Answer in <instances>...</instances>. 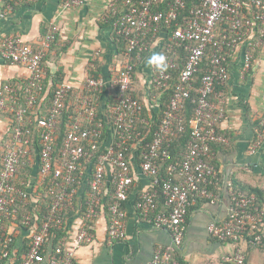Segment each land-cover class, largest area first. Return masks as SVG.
<instances>
[{"label":"built area","instance_id":"2783aa9c","mask_svg":"<svg viewBox=\"0 0 264 264\" xmlns=\"http://www.w3.org/2000/svg\"><path fill=\"white\" fill-rule=\"evenodd\" d=\"M11 1L18 3L31 0ZM188 1L190 0H170L163 12L152 11L160 0H140L137 4L134 0H119L123 11L119 13L116 8L112 11L115 16L112 29L125 45L124 61L112 81L117 95L111 114V125L117 141L98 158L85 203V217L95 219L101 215L103 177L109 166L113 171L114 193L112 203L108 207L107 234L113 243L125 239L124 213L121 207L133 184V174L124 158V152L127 151L128 140L136 129L135 120L142 110L140 103L130 94L132 76L138 61L141 60L135 52L147 49L148 35L154 39L163 28H173L171 43L165 47V53L162 55L166 66L163 70L157 68L152 82L159 89H168L171 85V74L167 70H178V81L161 122L153 134V140L147 151L142 153L140 170L152 181L150 189L143 192L136 203V209L143 219L149 221L155 229L170 232L173 244L157 249L146 264H179L172 256L173 252L183 245L189 207L197 199H213L209 187L216 178V169L213 165L211 145L226 143L216 131V123L223 117L224 108L214 103L213 99L217 97L214 89L225 85L229 78L228 56L239 45H243V71L247 72L251 67L254 52L263 45L264 39V0H247L259 9L254 14L249 9L250 5L246 4L247 13H242L241 0H197L199 5L192 8L190 16L179 20V14ZM80 4L81 0H63L62 8L68 9ZM7 7L11 8L9 5ZM56 34L57 28L51 27L37 48L24 43L18 36H6L0 43V56L3 60L25 67L29 73L25 86L17 89L5 85L0 93V116L8 113L12 117V127L5 142L0 170V262L9 259V247L13 242L4 232V224L15 218L18 205H26L28 193L21 185H17L15 180L19 168L24 164L22 158L30 153L26 137L29 130L23 129V126L26 112L34 107L43 92L44 71L41 63ZM173 44L183 47L186 53L181 69H178V64L182 58L171 50ZM207 51H210L209 63L202 72L194 100L195 110L190 122L187 152L178 167L170 165L167 177L159 178L158 161L170 158V143L176 133L184 129L180 114L184 110L185 100L190 98L193 77L201 68ZM104 86L105 81L101 78L88 77L85 80L83 90L92 96L84 95L77 101L76 114L64 140L59 160L53 157V142L57 121L67 94L73 91L72 85L62 84L53 95L48 118L36 120L41 129L40 176L43 180L52 176L47 188L52 202L46 220L31 236L29 249L22 264H78L75 251L93 240V226H87L77 230L72 244L60 243L54 246L50 229L61 223L67 208L66 202L72 197L69 189L74 183H79L76 175L79 164L89 158L86 148L92 145V149H95V142L102 136V124L94 123L97 105L93 95ZM27 122L31 123L30 120ZM84 123L91 127H83ZM260 141L261 139L257 138L251 148V154L259 148ZM226 188L231 200L227 218L221 223H210L207 232L216 241L235 245L228 260L234 264H246L244 252L239 244L245 242L258 246L262 243L263 212L253 206L255 196L236 192L230 181L226 182ZM158 195L162 197L165 212L157 211ZM24 219V225L30 226V218Z\"/></svg>","mask_w":264,"mask_h":264},{"label":"crops","instance_id":"0c3cea01","mask_svg":"<svg viewBox=\"0 0 264 264\" xmlns=\"http://www.w3.org/2000/svg\"><path fill=\"white\" fill-rule=\"evenodd\" d=\"M62 3L63 0H31L9 8L0 0V43L6 36H18L24 43L37 48L51 27L55 26L56 37L43 59L48 87L53 81L59 85L68 83L72 85L73 93L78 94L84 89L85 80L95 74L105 81V86L93 95L97 113L101 115L112 94L111 90L115 89L112 81L124 61L122 45L112 29L113 22H109L110 17H115L113 9H118L120 13L123 7L119 0H81L80 5L68 9H63ZM159 35L164 39V28L152 44L151 56L159 51ZM243 49L244 46L239 45L228 56L229 78L213 99L214 103L224 108L223 117L216 123V131L226 143L211 147L216 169V178L209 187L213 199H197L188 211L187 230L179 250L186 264H219L232 255L235 245L218 242L207 232L210 223H221L227 218L231 205L227 181H234L242 189L253 187L264 192V47L255 51L247 72L243 71ZM149 57L137 64L132 91L142 99L147 115L152 119L159 98L151 96L147 91L154 72L153 64L148 63ZM28 78L29 73L25 67L11 64L0 56V93L5 85L15 88L25 86ZM11 127L10 114H1L0 170L2 153ZM104 135L105 144L110 145L114 139L113 129L107 127ZM257 138L261 139L260 146L251 154ZM30 153L31 160L28 163L34 171L26 184V190L31 193V206L35 211L39 199L33 198L32 194L38 189L41 178L37 177L39 157L36 148ZM129 160L133 184L121 207L125 239L111 242L107 234L108 220L100 215L93 219L92 242L81 245L75 251L78 264H146L157 249L173 244L169 231L155 229L137 211L136 202L143 192L150 189L152 179L141 172L140 160L133 151L129 153ZM109 171L110 167L107 166L106 172ZM85 187V182L80 184L79 191H84ZM76 198L79 200V193ZM66 209L73 212L74 206ZM64 221L69 233L68 244H72L80 226L78 211L72 217L64 215ZM18 223L16 219L4 224V232L12 238L13 246L9 259L3 264H22L28 252L34 228H21ZM239 247L244 252L247 264H264V249L252 247L245 242L240 243Z\"/></svg>","mask_w":264,"mask_h":264},{"label":"trees","instance_id":"16d2710c","mask_svg":"<svg viewBox=\"0 0 264 264\" xmlns=\"http://www.w3.org/2000/svg\"><path fill=\"white\" fill-rule=\"evenodd\" d=\"M3 1H4V4L6 6L9 5L12 8L15 7L17 4L21 3V2L16 3V2L11 1V0H3ZM139 1L140 0H134V3L137 4ZM241 1L243 4V7H242V13L243 14L247 13V10L245 8V4L250 5L249 9L253 14L257 13V11H259V9L255 5L249 4L247 2V0H241ZM169 2H170V0H160V2L152 8V11H163L164 12L166 10L167 4ZM198 5H199V3L197 2V0L188 1L186 3L184 10H182L179 14V20H181L182 18H188L190 16V11L192 10V8H195ZM114 20H115V17L113 19L110 17L109 22H113ZM164 30L166 31V36L164 37V39H162V35H159V38H161L160 45L158 44L159 45L158 46L159 51L157 52V54H159V55H163L165 53V50H166L165 47L171 43V33H172L173 28H169V29L164 28ZM156 38L152 39L150 37V35H148V37L146 38L147 49L144 51L135 52L136 55L140 56L141 60L146 59L149 56L151 57V47H152V44L155 42ZM119 40H120V43H121L122 48H123L122 51L124 53L125 45L121 39H119ZM262 47H264V39H263V45L260 48H262ZM171 50L175 51L177 53L178 57L182 58V60H179V64H178V69H181L184 65V58L186 56V53H185L183 47L175 46L173 44ZM209 55H210V51H207L201 68L193 77V90L190 92V98L185 100V102H184V110L180 114V116L182 117L184 129L182 132H179V133L177 132L176 135L173 137L171 143H170V147H169L170 158L165 160V161H158L159 178L167 177V174L169 172L168 168L170 165H175L178 167L181 164V161L187 152V145H188V142L190 140V131H191L190 122L193 118V113L195 110L194 100L197 97V89H198L199 84H200V78H201L202 72L208 66ZM141 60L138 61L137 64H139L141 62ZM41 68L44 70L43 61L41 63ZM157 68L158 67L155 64H153V71L154 72H153V75L151 77V80L157 74ZM135 69H136V67H135ZM167 72H169L171 74V80H170L171 85L168 89H159V88L155 87V85L153 84L152 81H151L150 86L147 89L148 93L151 96H157L159 98L158 107H157V109H155L153 111L154 117L152 119L148 117L147 111H146L147 109L144 106L142 99L139 98L138 96H136V94L132 91V86H134V81H135L134 74L132 76L133 84L131 85L130 94L135 100H137L140 103V105L142 106V110H141L140 115L135 120V128L136 129H135L134 133L132 134L131 139L128 140L127 151L124 152V158H125L126 162L129 163L130 168H131V165H130V160H129V153L131 151H133L141 163L142 153L147 151L148 145L153 140V134L157 130V128L161 122V118H162L165 110L167 109V107L169 105L170 98L173 94L174 86L176 85V83L178 81V70L177 71L167 70ZM134 73H135V71H134ZM90 77L91 78H99L95 74L90 75ZM50 84H51L50 87H48V85H49L48 77L45 74L43 76V92L41 93V95L38 98V101L34 105V107L31 110H28L26 112V117H25L26 121H25L24 126H23V129L29 130V135L26 136L28 139L27 148L30 151H32L33 149L36 148V150L38 152V157H39V152L41 150V139L39 137L41 129L38 127L36 120L37 119L46 120L48 118L50 108L52 106L53 95L58 90V88L62 85V84L59 85V83H57L56 81H53L52 83L50 82ZM17 89H20V88H17ZM219 89H220V87L217 86V87H215L214 90H215V92H217V91H219ZM111 91H112V94L109 96V99H108L109 101L105 107L104 113L101 115H99L97 113V117H96L95 122H94V123L100 122L102 124V127H103L102 136L97 142H95V149H92V147H91L92 145H89L86 148V151L89 154V158H87V160H82L79 164V170L77 171V174H76L77 179L79 181V184L74 183L71 186V188L69 189V192L72 195V199H71V201L67 200L66 203H67L68 208H70V206L73 205L74 209H73V212L68 211L69 209L68 210L66 209V211L64 212V215H65V217L66 216L72 217L73 214L78 211V217L80 219L79 228L94 225L93 219H87L85 217V213H86V204L85 203L87 201V196H88L87 194L90 191V181H91L92 175L95 172V169H96V166L98 163V158L101 155H104L106 153V151L108 150V148L110 146H114L116 141H117V137L115 136V133H114V139H113L112 143L110 145L105 144V135H104L105 129L107 127H109V128L111 127L113 129V127L111 125V114H112V111L115 107L116 95H117L116 89H112ZM84 95L92 96L91 93H89L85 90H82L78 94H74L73 91H71L70 93L67 94V96L65 98L62 112L59 115V118L57 121L56 134H55V138H54V142H53V157L56 160H59L61 158V151L63 148L64 140L66 138L67 132H68V130H69V128H70V126L74 120L75 114H76L75 113V105L77 104V101L79 100V98L84 96ZM23 98H24V96H23ZM211 100H212V98H211ZM21 103H22V105H24L23 104L24 100H22ZM28 120L31 121L30 124L27 122ZM83 127H89L90 128L91 126L90 125L87 126L84 123ZM113 132H114V130H113ZM7 140L8 139H6V141ZM212 145H215V144H212ZM212 145H211V147H212ZM220 145H224V144H220ZM211 151H212V149H211ZM3 154H4V152L2 153V156H3ZM1 159H2V157H1ZM22 160H23L24 164L19 168V171L16 174L15 180H16L17 185H21V187L26 190V184L29 181L31 173L34 171L33 166H31L28 163L31 160V153L24 156L22 158ZM80 172L82 173L81 175H80ZM37 175H38L37 176L38 179H40L41 178L40 167L37 168ZM51 179H52L51 175L44 180L41 179V181L39 182V185H38V189L34 190V192L32 194L33 198L39 199V202L37 204L38 205L37 210L33 211V209H32L31 193L30 194L28 193L25 206H22V205L17 206V208H16L17 213H16L15 218L19 221L18 224L21 228L29 227L28 229H30V228L32 229V227H33L34 230L36 231L39 229L40 225L46 220V218L48 216V210H49L50 204L52 202V197L48 194V191H47V188H48V185H49ZM21 181H23V182L21 183ZM84 182L86 183V187H85L86 192H85V190L79 191L78 187L80 186V184H83ZM232 183L234 185V189L236 192H242L248 196H250V195L255 196L256 200H255V203L253 206L255 208H257L258 211L263 212V215H262L263 227L261 228V234L263 235L262 243L258 246L250 245L252 247H256V248H259L262 250V249H264V192L258 188H253V187L242 189V188H239L238 185L234 181ZM102 189H103V201H102L103 205H102L101 215H103L108 220V217H109L108 207L112 203V200H113L112 196L114 193L113 171L111 169H110L109 173L106 172L104 177H103ZM78 193L80 195L79 200H78V198H76V194H78ZM156 204H157V211L158 212H165L166 211V208L164 206V202H163L162 197L160 195H158V197L156 198ZM191 208H192V206L189 207V212H190ZM252 210H253V208L251 209V211ZM24 217L30 218V222H29L30 226L24 225V223H23L25 220ZM15 218L12 220H16ZM187 222H188V216H187ZM50 232H51V236H52V244L54 246H58L60 243H63V244L68 243L69 233L65 229L64 216L62 218L61 223L56 225L55 227H52L50 229ZM224 243H226V242H224ZM12 246H13V242L10 244L9 253H11V247ZM179 250H180V248L176 249L173 252L172 258H173V260L177 261L179 264H186L184 262L183 258L180 257ZM7 260L8 259L2 260L0 262V264H3ZM245 260H246V258H245ZM223 262H225V264H234L230 260H224ZM246 264H247V262H246Z\"/></svg>","mask_w":264,"mask_h":264},{"label":"clouds","instance_id":"9594fccd","mask_svg":"<svg viewBox=\"0 0 264 264\" xmlns=\"http://www.w3.org/2000/svg\"><path fill=\"white\" fill-rule=\"evenodd\" d=\"M164 60L165 58L162 55L154 54L153 56L149 57L148 63L150 65L155 64L160 70H163L166 66Z\"/></svg>","mask_w":264,"mask_h":264},{"label":"rangeland","instance_id":"374dc122","mask_svg":"<svg viewBox=\"0 0 264 264\" xmlns=\"http://www.w3.org/2000/svg\"><path fill=\"white\" fill-rule=\"evenodd\" d=\"M219 264H225V262L222 261V263H219Z\"/></svg>","mask_w":264,"mask_h":264}]
</instances>
